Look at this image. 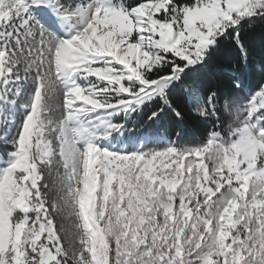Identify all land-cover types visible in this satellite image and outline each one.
<instances>
[{"label": "snow or ice", "instance_id": "6c2138e0", "mask_svg": "<svg viewBox=\"0 0 264 264\" xmlns=\"http://www.w3.org/2000/svg\"><path fill=\"white\" fill-rule=\"evenodd\" d=\"M0 264H264V0H0Z\"/></svg>", "mask_w": 264, "mask_h": 264}, {"label": "trees", "instance_id": "16d2710c", "mask_svg": "<svg viewBox=\"0 0 264 264\" xmlns=\"http://www.w3.org/2000/svg\"><path fill=\"white\" fill-rule=\"evenodd\" d=\"M186 132L188 133V135L190 136H194V135H198V129L195 128L194 126L192 125H188L186 126Z\"/></svg>", "mask_w": 264, "mask_h": 264}]
</instances>
